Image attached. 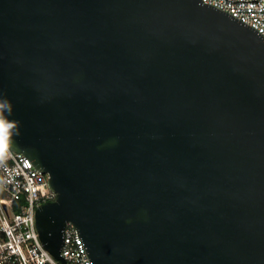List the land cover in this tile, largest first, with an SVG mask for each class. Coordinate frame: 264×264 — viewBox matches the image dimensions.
Returning <instances> with one entry per match:
<instances>
[{
  "label": "water",
  "instance_id": "1",
  "mask_svg": "<svg viewBox=\"0 0 264 264\" xmlns=\"http://www.w3.org/2000/svg\"><path fill=\"white\" fill-rule=\"evenodd\" d=\"M0 96L50 175L36 211L94 264H264V36L202 0H0Z\"/></svg>",
  "mask_w": 264,
  "mask_h": 264
},
{
  "label": "built area",
  "instance_id": "2",
  "mask_svg": "<svg viewBox=\"0 0 264 264\" xmlns=\"http://www.w3.org/2000/svg\"><path fill=\"white\" fill-rule=\"evenodd\" d=\"M264 36V0H202ZM50 175L25 154L12 151L0 161V264H61L45 247L36 224L37 208L53 201ZM61 255L66 264H94L76 225L64 228Z\"/></svg>",
  "mask_w": 264,
  "mask_h": 264
},
{
  "label": "clouds",
  "instance_id": "3",
  "mask_svg": "<svg viewBox=\"0 0 264 264\" xmlns=\"http://www.w3.org/2000/svg\"><path fill=\"white\" fill-rule=\"evenodd\" d=\"M13 105L0 96V161H3L18 145L16 138L21 135L20 122L13 119Z\"/></svg>",
  "mask_w": 264,
  "mask_h": 264
}]
</instances>
